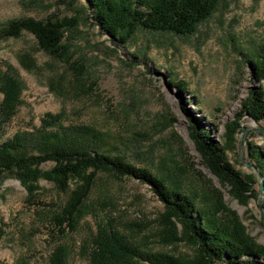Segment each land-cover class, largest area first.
<instances>
[{"label":"rangeland","instance_id":"obj_1","mask_svg":"<svg viewBox=\"0 0 264 264\" xmlns=\"http://www.w3.org/2000/svg\"><path fill=\"white\" fill-rule=\"evenodd\" d=\"M85 0H0V30L14 20L55 17L74 22L65 34V57L41 51L35 37L0 43V76L13 70L23 84L21 104L0 143L40 128L46 114H63L64 125H87L110 136L116 155L146 168L192 195L203 207L222 199L248 234L264 246V178L249 147L264 153V120L242 114L252 88L264 86L249 64L264 40V0H220L193 36L140 30L123 46L93 23ZM167 78L183 82L185 91ZM4 96L0 93V105ZM204 127L226 149V159L257 197L241 201L202 164L190 133ZM241 131L229 146L232 123ZM245 130V133H243ZM52 163L43 165L49 171ZM66 192L46 180L33 193L13 174L0 185V264H49L60 246L68 264H88L92 239L110 225L146 252L191 258L185 242L164 234V206L152 188L110 172L97 174L75 232L57 236L53 218L68 203Z\"/></svg>","mask_w":264,"mask_h":264},{"label":"trees","instance_id":"obj_2","mask_svg":"<svg viewBox=\"0 0 264 264\" xmlns=\"http://www.w3.org/2000/svg\"><path fill=\"white\" fill-rule=\"evenodd\" d=\"M85 1L92 11L93 23L123 46L140 30L193 36L220 3V0ZM72 24L70 20L55 17L14 20L0 30V43L28 32L35 37L41 51L63 59L65 34ZM249 64L255 79L264 82V40L257 59H250ZM167 80L169 85L185 91L183 82ZM23 90V84L12 69L0 76V93L4 96L0 105V139L16 115ZM242 114L256 123L264 120V86L250 90ZM240 131V125L233 122L227 134L229 146ZM190 136L203 166L223 185L230 187L234 197L241 201L257 197L227 161L226 149L209 131L194 122ZM248 155L264 178V153L249 147ZM48 163L54 167L42 171L40 168ZM103 171L149 185L164 206L162 220L166 240L172 245L187 243L193 249V256L179 258L146 252L119 230L102 225L92 239L88 264H264V246L255 242L237 214L230 211L222 199L201 207L180 187H172L150 170L136 167L116 155L107 133L87 125L65 126L63 114L49 113L42 119L40 128L19 132L0 143V185L7 175L13 174L29 193L37 189L40 180L54 183L63 192L76 186L62 212L52 220L57 236L77 230L84 203L97 174ZM49 264H68L67 248L57 247Z\"/></svg>","mask_w":264,"mask_h":264},{"label":"water","instance_id":"obj_3","mask_svg":"<svg viewBox=\"0 0 264 264\" xmlns=\"http://www.w3.org/2000/svg\"><path fill=\"white\" fill-rule=\"evenodd\" d=\"M259 132L261 133H264L262 130H258ZM243 133H245V130H243ZM261 213H262V218H263V221H264V206H263V203L261 202Z\"/></svg>","mask_w":264,"mask_h":264}]
</instances>
